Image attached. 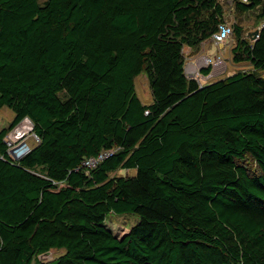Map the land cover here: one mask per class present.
Segmentation results:
<instances>
[{"label":"trees","instance_id":"16d2710c","mask_svg":"<svg viewBox=\"0 0 264 264\" xmlns=\"http://www.w3.org/2000/svg\"><path fill=\"white\" fill-rule=\"evenodd\" d=\"M222 20L219 0H0V264H264V24L252 42L233 24L248 69L184 73ZM25 117L39 142L12 160ZM110 213L138 219L118 236Z\"/></svg>","mask_w":264,"mask_h":264},{"label":"rangeland","instance_id":"374dc122","mask_svg":"<svg viewBox=\"0 0 264 264\" xmlns=\"http://www.w3.org/2000/svg\"><path fill=\"white\" fill-rule=\"evenodd\" d=\"M43 1L44 0H38L39 3H42ZM235 2L236 0H233V1L232 0H221L225 18L231 23L240 25L241 26V34H240L241 38L245 39L248 42H252L253 31L256 29H259L264 24V17H260L261 6L259 5L256 8L251 9V10L238 11L236 9ZM261 2L262 4H264V0H261ZM208 41H210L209 37H208ZM236 41H237L236 35L232 34L230 38L228 39L227 44L229 43V45L232 46L233 44L236 43ZM217 45H220V43H218ZM184 47L185 46H183L182 48L184 64L186 61H192V62L197 61L192 58V52L191 53L187 52L186 51L187 49L184 50ZM211 56H216V55L213 53ZM249 66L250 65L249 64L247 65L246 62L232 63L231 61H229L228 65L224 66L225 71L221 70L220 67L216 70H212L210 76H207L205 79L203 78L201 82L202 83L206 82V80H209V79L214 81V80L219 79L218 77H221V78L223 76L225 77L237 70L248 69ZM211 69L213 68L211 67ZM260 74L261 76L264 77V70L260 71ZM134 84H135L136 95L141 100V102L143 103L151 102L152 100L151 90H150L149 82H148L146 75L144 73L138 74L134 78ZM13 117H14V114L8 107L6 106L0 107V129L3 127H8ZM27 142L30 145H33V141L30 138H27ZM246 162L250 168L255 169V164L250 158H247ZM134 174H135L134 169H117L116 171L112 172L110 175H134ZM137 219L138 217L135 214L116 215L114 213H110L108 214L105 220V224L115 235L120 236L123 233L127 232L130 229V227L133 226L137 222ZM61 253H63L62 249H51L45 254L38 255L36 257V260L49 261L59 256Z\"/></svg>","mask_w":264,"mask_h":264},{"label":"built area","instance_id":"2783aa9c","mask_svg":"<svg viewBox=\"0 0 264 264\" xmlns=\"http://www.w3.org/2000/svg\"><path fill=\"white\" fill-rule=\"evenodd\" d=\"M221 1V0H220ZM247 1V0H241ZM234 26L233 23L222 20L218 26L217 30L210 36L211 42L214 44H224L227 43L230 36L233 34ZM257 37V35L255 36ZM216 56L204 55L200 61H186L184 64V73L186 77L193 78L200 82L207 76H210L216 65H221L223 63L222 54H215ZM210 67V72L207 74H202V68ZM27 136V137H26ZM27 138L33 141V145L39 142V137L33 132V123L28 118H23L9 133L6 134L4 140L7 145V153L12 160H18L27 154L33 145L27 142ZM109 155V151H102L96 157H89L83 160L82 165L90 168L95 166L100 160Z\"/></svg>","mask_w":264,"mask_h":264},{"label":"crops","instance_id":"0c3cea01","mask_svg":"<svg viewBox=\"0 0 264 264\" xmlns=\"http://www.w3.org/2000/svg\"><path fill=\"white\" fill-rule=\"evenodd\" d=\"M233 46H234V44L231 46V45H229V43L216 45L215 43L213 44L211 42V40L208 41V38H207V39L203 40L197 48L191 49V48L185 46L184 50L187 49L186 50L187 52H190V53L192 52V58L197 60V61H200L204 55L213 54V53L222 54L224 57L223 63L221 65H216L215 67H213V70H216L220 67L221 70L225 71L224 66H227L229 61H231L233 63L232 52H231V49ZM218 78H221V77H218ZM211 81H212L211 79L206 80V82H211ZM203 83H205V82H203Z\"/></svg>","mask_w":264,"mask_h":264},{"label":"clouds","instance_id":"9594fccd","mask_svg":"<svg viewBox=\"0 0 264 264\" xmlns=\"http://www.w3.org/2000/svg\"><path fill=\"white\" fill-rule=\"evenodd\" d=\"M219 1H220V0H219ZM232 1H233V0H232ZM238 1H239V2H243V1H241V0H238ZM244 2H247V1H244ZM220 3H221V1H220ZM223 18H224V20H227V19L225 18L224 11H223ZM227 21H228V20H227ZM233 24H235V23H233ZM261 27H262V26H261ZM261 27H260V28H261ZM260 28H259V29H260ZM252 35H253V34H252ZM257 36H258V35H257ZM209 38H210V37H209ZM254 38H255V36H253V39H254ZM214 54H217V53H214ZM208 55H212V54H208ZM202 69H204V68H202ZM202 69H201V70H202ZM209 72H210V70H209ZM209 72H208V73H209ZM201 73H202V72H201ZM202 74H203V73H202ZM206 74H207V73H206ZM187 78H188V77H187ZM197 82H198V81H197ZM198 83H199V84H204V83H202L201 81L198 82ZM205 83H206V82H205Z\"/></svg>","mask_w":264,"mask_h":264},{"label":"water","instance_id":"95a60500","mask_svg":"<svg viewBox=\"0 0 264 264\" xmlns=\"http://www.w3.org/2000/svg\"><path fill=\"white\" fill-rule=\"evenodd\" d=\"M258 32H259V29L254 30L253 31V36H256L258 34Z\"/></svg>","mask_w":264,"mask_h":264}]
</instances>
